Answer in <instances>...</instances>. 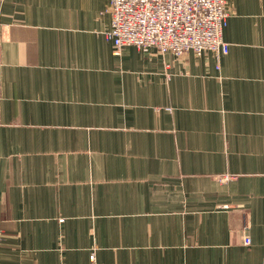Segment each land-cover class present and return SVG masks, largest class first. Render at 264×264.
<instances>
[{
  "label": "crops",
  "instance_id": "1",
  "mask_svg": "<svg viewBox=\"0 0 264 264\" xmlns=\"http://www.w3.org/2000/svg\"><path fill=\"white\" fill-rule=\"evenodd\" d=\"M110 3L0 0V264H264V0L220 56L117 53Z\"/></svg>",
  "mask_w": 264,
  "mask_h": 264
},
{
  "label": "built area",
  "instance_id": "2",
  "mask_svg": "<svg viewBox=\"0 0 264 264\" xmlns=\"http://www.w3.org/2000/svg\"><path fill=\"white\" fill-rule=\"evenodd\" d=\"M109 13L106 37L117 53L129 45L178 56L190 51L220 56L229 50L224 39L228 0H111ZM248 232L249 227L246 245L252 243ZM91 264H97L95 258Z\"/></svg>",
  "mask_w": 264,
  "mask_h": 264
}]
</instances>
